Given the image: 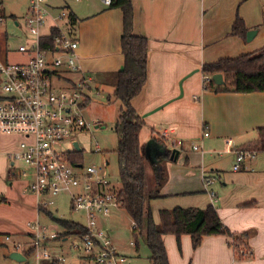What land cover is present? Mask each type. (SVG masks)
Instances as JSON below:
<instances>
[{"label": "crops", "instance_id": "0c3cea01", "mask_svg": "<svg viewBox=\"0 0 264 264\" xmlns=\"http://www.w3.org/2000/svg\"><path fill=\"white\" fill-rule=\"evenodd\" d=\"M130 4L132 31L146 37L148 42L146 81L130 103L143 120L138 141L146 160V182L150 177L151 188L153 165L162 150L161 143L172 152L166 163L167 181L160 189L162 196L148 203L152 217L158 222L161 209L203 208L212 204L224 227L241 235L250 252L247 257L235 256L226 234L204 236L195 248L188 234L179 239L165 234L163 241L169 264H264V152L255 153L238 170H233L234 150L227 142L231 139L227 135L243 136L246 138L243 145L256 139V128L264 126V92L205 90L202 73L204 63L252 52L264 45V0H130ZM45 5L54 12L52 17L61 9L75 15V23L67 25L78 42L76 54L80 69L73 79H89L88 88L92 92L98 88L99 92L106 93L107 100L115 107L116 121L121 103L113 95L111 74L123 66L121 9L105 5L102 0H60L55 7L45 0ZM236 16L242 18L249 30H255L250 41L231 35ZM47 19L45 33L48 26L56 23L65 27L69 22V17L56 22L50 17ZM163 130L167 132L165 137L161 135ZM204 132L208 135L203 136ZM10 138L12 145L3 152L2 160H6L12 173L6 153L15 148L18 137ZM209 138L222 140L223 152H233L231 166L223 168L204 157L202 146ZM174 140L181 141L179 148L172 146ZM194 144L199 149H192ZM214 152L208 150L207 154ZM203 175L212 177L213 183L206 186ZM211 191L215 193L214 199L209 195ZM33 206L27 207V213L35 212ZM36 212L34 219L41 220L40 214L44 213L37 209ZM131 222L130 219V228ZM5 226L0 234L4 232L2 235L10 239L12 233L16 234L15 244H24L23 237L28 239L26 227L22 231L11 224ZM73 238L79 242L75 235L48 242L50 254L83 264L78 251L71 246ZM128 246L137 247L134 241Z\"/></svg>", "mask_w": 264, "mask_h": 264}, {"label": "built area", "instance_id": "2783aa9c", "mask_svg": "<svg viewBox=\"0 0 264 264\" xmlns=\"http://www.w3.org/2000/svg\"><path fill=\"white\" fill-rule=\"evenodd\" d=\"M102 2L110 6L112 0ZM2 3L0 0V36H9L4 22L12 19L26 38L16 50H12L5 39L3 45L0 44V134L18 137L15 148L6 153L12 173L25 182L22 192L34 195L37 211L49 210L60 193L69 195L70 211L85 218L86 232L78 237L79 242L71 245L83 264H127V258L118 252L98 225L99 216L120 208L119 190L111 186L101 166L83 163L77 166L78 163L70 162L68 157L70 153L83 152L73 135L87 129L88 123L80 114L86 107L80 105L89 97L85 91L92 92L88 88L89 79L74 80L67 75L80 69L76 54L78 42L72 30L67 24L63 27L55 23L44 32L48 17L55 22L68 20V12L61 9L52 17L45 0H28L20 23L5 12ZM51 28H57L58 33L51 45L41 47V37L49 35ZM12 51L21 54L19 61L8 60ZM205 79L209 77L204 76L203 81ZM93 92L96 94L99 89ZM161 135L165 137L166 130ZM67 141L70 147L64 148ZM227 142L230 144V140ZM171 144L179 148L181 141L174 140ZM192 149L197 150L199 146L194 144ZM94 151H98L97 145ZM254 155V151L234 150L233 170H238ZM202 180L206 186L214 181L208 175H203ZM209 195L214 199V192ZM26 227L29 245L17 243L14 251L22 253L30 248L32 261L29 264H71L65 257L52 256L49 252L48 242L60 239L57 231L37 218L28 220ZM5 239L10 237L5 236Z\"/></svg>", "mask_w": 264, "mask_h": 264}, {"label": "trees", "instance_id": "16d2710c", "mask_svg": "<svg viewBox=\"0 0 264 264\" xmlns=\"http://www.w3.org/2000/svg\"><path fill=\"white\" fill-rule=\"evenodd\" d=\"M110 6L118 7L122 11L123 26L120 37V48L123 55V66L111 74L114 86V97L121 103L120 113L114 123L113 130L117 134L115 148L118 176L120 182V208L131 219V233L134 243L138 239L143 241L148 248V264H169L163 235L172 234L177 239L183 234L191 238L192 247H197L202 238L207 235L226 234L230 237V246L237 257L249 256V248L244 243L241 235L231 233L224 227L215 207L209 204L199 207H173L159 210V220L155 222L149 209V201L159 198L161 187L167 181L166 163L171 159V151L161 143L162 150L153 165V188L146 185L145 156L140 150L138 135L143 120L134 110L130 101L138 95L144 86L147 74V38L132 31V8L130 0H112ZM69 24L75 23V15L68 14ZM248 27L241 17L236 16L231 28V35L246 39ZM58 33L57 28H51L49 35L41 37V47L51 45L53 37ZM202 73L209 79L203 81L205 90L214 92H264V45L252 52L239 54L235 57H222L214 62L204 63ZM220 73L223 77L222 84H215L211 79L213 74ZM86 97L81 108L90 104ZM257 137L247 142L241 148L244 150L264 152V126L256 128ZM72 163H82V152L68 155ZM47 217L52 219L63 229L59 238L66 235L81 236L86 232L84 224L72 220L54 219L48 209H40ZM27 257L30 248L23 250ZM51 264H58L53 262Z\"/></svg>", "mask_w": 264, "mask_h": 264}, {"label": "rangeland", "instance_id": "374dc122", "mask_svg": "<svg viewBox=\"0 0 264 264\" xmlns=\"http://www.w3.org/2000/svg\"><path fill=\"white\" fill-rule=\"evenodd\" d=\"M28 0H3L2 6L8 15H12L14 18L22 22L24 17V10L26 8ZM47 2L55 7L58 5L60 0H47ZM76 5H81V2H74ZM47 12L52 16L53 11L47 8ZM46 20V25L49 22ZM13 20H6L4 22L6 33L9 35L7 37L0 36V44L3 45L4 39L6 44L16 50L17 45L21 42H26V38L22 36V31L16 28L12 22ZM46 31V30H44ZM21 54L12 51L11 55L8 56V60L11 62L19 61L21 59ZM77 72L68 73L72 79L76 77ZM63 83H60L62 85ZM85 93L90 97V104L83 110L80 114L84 117L88 123L87 129L77 135H73L79 142V147L82 149V163L95 164L102 167V173L106 174L107 179L110 181L111 186L115 189L120 190V182L118 176V166L117 158L115 153V148L117 145V134L113 130L115 123V107L110 101L107 100L106 93L88 92ZM112 100V96H111ZM92 123V124H91ZM96 123L98 126H94ZM9 135L0 134V229H4L5 224H11L12 227L16 229L24 230L26 227L27 220H32L37 216L35 197L33 194L27 192H22L25 182L19 180L13 173L6 160L3 162V152L7 151L12 145V138L6 137ZM231 138V148L232 151L235 149H241L246 138L237 137L234 135H227ZM250 139V138H249ZM14 141V140H13ZM97 145L98 151L95 150ZM73 146V145H72ZM70 144H65L64 148H69ZM225 148L222 140H217L214 138H209L204 146H202L204 157L210 161H216L220 167L227 168L231 166L234 160L233 152L231 154L223 152ZM208 150L215 151L213 154H207ZM242 150H244L242 148ZM150 176V175H149ZM146 182V185L150 187V177ZM11 180V181H10ZM176 180L173 176L172 182ZM12 182V185L8 183ZM153 183V178L152 182ZM9 185V186H8ZM4 187L7 190H4ZM10 190V192H9ZM6 199H4V197ZM53 202L55 207L51 206L49 208L50 212L53 214L54 219H65L72 220L81 224L85 223V218L82 214L71 212L69 209V195L67 193H60L57 195ZM34 205V206H33ZM33 206L35 212L33 214L27 213V207ZM57 206V207H56ZM56 208V209H55ZM113 209L110 213L111 216H99V225L105 233L114 241L116 247L126 255L129 264H148L149 251L145 243L138 239L137 247H129L128 243L134 241V237L131 233L130 228V218L126 212L121 208ZM116 210V211H114ZM121 211V212H120ZM40 221L47 222L49 227L54 230L60 231L61 228L54 221L50 220L49 217L44 214H40ZM27 228V227H26ZM0 234V264H29L32 261V256L26 257L24 262H16L8 258L10 252L14 251V244L16 239V234H11V239L6 240L5 235ZM26 236V235H25ZM25 246L29 245V239L27 237L22 238ZM77 239L73 238L72 242L77 243ZM73 253V252H72ZM69 258L72 259V254H69ZM68 263L74 264L68 259Z\"/></svg>", "mask_w": 264, "mask_h": 264}, {"label": "water", "instance_id": "95a60500", "mask_svg": "<svg viewBox=\"0 0 264 264\" xmlns=\"http://www.w3.org/2000/svg\"><path fill=\"white\" fill-rule=\"evenodd\" d=\"M255 33H256L255 30H248L246 33V40L250 41L254 37ZM211 79L214 81L215 84L219 85L223 83V77L220 73L213 74ZM74 146H77L76 143L74 144ZM79 165L80 164H77V166ZM9 258L16 262H24L26 259V257L18 251L10 252Z\"/></svg>", "mask_w": 264, "mask_h": 264}, {"label": "bare ground", "instance_id": "6f19581e", "mask_svg": "<svg viewBox=\"0 0 264 264\" xmlns=\"http://www.w3.org/2000/svg\"><path fill=\"white\" fill-rule=\"evenodd\" d=\"M26 260V259H25Z\"/></svg>", "mask_w": 264, "mask_h": 264}]
</instances>
